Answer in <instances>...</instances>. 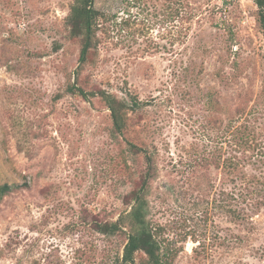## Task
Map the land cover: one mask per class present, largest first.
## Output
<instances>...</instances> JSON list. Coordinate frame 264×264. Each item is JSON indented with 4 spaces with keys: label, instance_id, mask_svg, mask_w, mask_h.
I'll return each mask as SVG.
<instances>
[{
    "label": "rangeland",
    "instance_id": "1",
    "mask_svg": "<svg viewBox=\"0 0 264 264\" xmlns=\"http://www.w3.org/2000/svg\"><path fill=\"white\" fill-rule=\"evenodd\" d=\"M71 2L0 0V186H17L0 199V264H116L122 252L124 237L93 223L129 209L144 164L111 139L98 97L65 92L79 66ZM93 7L113 18L77 84L145 102L127 139L155 154L148 220L171 243V264H264V36L253 0ZM234 116L250 144L225 129ZM202 157H234L254 179L192 169Z\"/></svg>",
    "mask_w": 264,
    "mask_h": 264
},
{
    "label": "trees",
    "instance_id": "2",
    "mask_svg": "<svg viewBox=\"0 0 264 264\" xmlns=\"http://www.w3.org/2000/svg\"><path fill=\"white\" fill-rule=\"evenodd\" d=\"M94 1L96 0H72L69 6L65 23L68 30V39L79 40L80 51L78 57L79 66L75 72L76 83H69L65 92L77 95L84 101H88L89 97H98L109 111L111 120L109 134L111 139L117 141L122 138L127 145V152L133 156H141L144 165L139 174L137 186L129 193L126 202L129 209L119 214L118 218L114 221L95 220L93 228L103 236L124 237L122 252L120 257H117L116 264H171L173 254V249L170 247L171 243L162 237V227L154 225L148 220L149 208L147 196L150 192L151 182L157 177L155 154L147 149L146 146L136 144L127 139V134L131 130V127L135 125L133 118L146 107L145 102H140L132 96H127L128 99H118L110 92L102 89L87 92L83 86L77 84L79 71L87 63L88 56L96 52L98 45L101 43L97 32L103 31L106 33V24L113 18L109 13L95 9L93 7ZM253 3L257 8V22L264 36V0H253ZM180 5L182 6V3ZM187 17L188 15H182L181 20H186ZM123 24L127 25L125 20ZM56 97L58 99L60 96L57 95ZM241 113H239V117L243 115ZM130 114H134L132 115L134 117H131ZM238 116L230 117L225 129L227 131L233 129L231 134H234L238 138L235 142L236 145H248L250 141L248 134L252 129L246 123L234 126V123L239 118ZM209 121L215 124L218 120L212 118ZM197 153L198 151L195 148L187 151L189 158L195 157ZM193 163L192 169L195 167L206 169L212 167L214 170L221 169L233 182L235 178L239 180L247 178V174L241 170V162L234 157L224 159L221 164L219 157L209 159L202 157ZM248 179L253 180L254 177L251 176ZM16 189L17 186L1 185L0 199ZM225 209L227 215L232 219L235 218L237 220L240 218L231 207H225Z\"/></svg>",
    "mask_w": 264,
    "mask_h": 264
}]
</instances>
